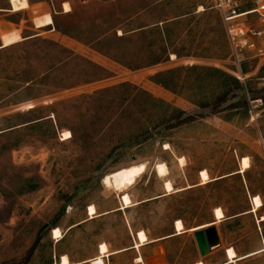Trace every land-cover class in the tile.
Instances as JSON below:
<instances>
[{
  "label": "rangeland",
  "instance_id": "rangeland-1",
  "mask_svg": "<svg viewBox=\"0 0 264 264\" xmlns=\"http://www.w3.org/2000/svg\"><path fill=\"white\" fill-rule=\"evenodd\" d=\"M1 44L0 264H194L189 230L213 221L239 255L258 249L264 53L235 73L212 0H0ZM133 165L146 166L134 184H105ZM177 220L184 235L162 241ZM135 237L139 251L118 253ZM252 259L239 264H264Z\"/></svg>",
  "mask_w": 264,
  "mask_h": 264
},
{
  "label": "built area",
  "instance_id": "built-area-1",
  "mask_svg": "<svg viewBox=\"0 0 264 264\" xmlns=\"http://www.w3.org/2000/svg\"><path fill=\"white\" fill-rule=\"evenodd\" d=\"M250 2L254 6L244 11L242 0H212V9L220 15L223 24L229 60L240 76L244 75L242 67L249 59L264 53L258 45L264 41V0ZM255 20L260 27L255 25Z\"/></svg>",
  "mask_w": 264,
  "mask_h": 264
},
{
  "label": "bare ground",
  "instance_id": "bare-ground-1",
  "mask_svg": "<svg viewBox=\"0 0 264 264\" xmlns=\"http://www.w3.org/2000/svg\"><path fill=\"white\" fill-rule=\"evenodd\" d=\"M64 6H65V12L66 13L71 11L70 7L67 4H65ZM70 137L71 136L69 133L64 134V138L66 140ZM248 167H249V161L247 158H244L243 167H242L241 172H243ZM145 171H146L145 165H133L127 169H122V170H119L116 172H112L110 175L104 177V182L109 187L113 186L115 189L122 190L123 188H127V187H129V185L134 184L137 181V178L139 176H141L142 174H144ZM199 177L201 178V185L207 184L211 181L210 177H208V172L206 170H202L199 173ZM188 188H190V187H188ZM165 190H166L167 194H169L173 191V186H172V183L170 181H166ZM121 197H122V209H128L134 205L131 197H129L128 195L124 194ZM252 202H253V210L251 212H256L257 209L263 205V202H262V199L260 196H256ZM214 213H215V217H216L217 222H221V220L225 217V213H223V210L221 209V207L216 208L214 210ZM95 214H96V207L95 206H89L88 207V215L93 218ZM205 226H207V225H205ZM205 226L192 228L189 231L197 232V230H200L201 228L203 229ZM183 230H184V225H183L182 221L177 220L175 222V232H176L175 235L183 234L184 233ZM52 235H54L55 239L62 237V235L60 233V229H54L52 232ZM137 237L139 240V245L137 244V246L144 245L148 242V236L143 231H139L137 234ZM106 250H107V246L105 244H102L100 246L99 251H101L102 253H106ZM200 252H201L200 254H203V253L205 254V253H207V249L203 246V247H201ZM258 252L237 258L236 251L233 248H227V255H228L227 263H234V262L240 261L241 259H244L246 257L256 255V254H258ZM137 262L138 263L143 262L142 256L137 258ZM62 264H68L67 256L62 257ZM196 264H202V262H198Z\"/></svg>",
  "mask_w": 264,
  "mask_h": 264
},
{
  "label": "crops",
  "instance_id": "crops-1",
  "mask_svg": "<svg viewBox=\"0 0 264 264\" xmlns=\"http://www.w3.org/2000/svg\"><path fill=\"white\" fill-rule=\"evenodd\" d=\"M63 6H64V4H63ZM179 18H181V17H179ZM179 18H167V19H165V20H161L160 22H159V24H166V23H170V22H173V21H176V20H179ZM135 19H137V16L135 17ZM1 46H2V44L0 45V49H2L1 48ZM220 179H222V178H220ZM220 179H218V181L220 180ZM263 207V206H262ZM261 207V208H262ZM260 208V209H261ZM120 208H118V210H119ZM121 209H122V207H121ZM120 211V210H119ZM252 211V202H251V207H250V210L249 211H247L246 213H245V215H251V214H255V216H257V213H258V211H259V209L257 210V213H253V212H251ZM240 216H242V215H239V216H236V217H232V218H229L228 220H227V218L224 220V221H222V222H225V221H232V220H235V219H238ZM262 218V217H261ZM261 219H258V217H257V219H256V222L257 223H259L258 225L260 226L261 224H264V221H260ZM216 221H213V222H210V223H208V224H205V225H207V226H205L204 228H206V227H209V226H211V225H215V227H216ZM218 225V224H217ZM258 226V230H260V233H261V241H260V244H259V246L257 247L258 249H256L255 251H253V252H250V253H246V254H240L239 255V253H238V251H237V249L236 248H234V247H229V246H225L224 245V243H223V236H222V232L219 230V228L218 227H216V229H217V231H218V234H219V239H220V243H221V247H220V250L221 251H214V252H212V253H209V254H207V255H204L203 257L201 256V254H200V251H199V249L197 248V245H196V242H195V245H196V248L198 249V252H199V256H200V258H199V260L198 261H196L195 263H197V262H202V264H239L241 261H243V260H253L252 258H254V257H256V256H262V257H264V232L260 229V227ZM200 230H202V228L200 229ZM186 232H188V231H186ZM185 232V233H186ZM176 234V233H175ZM175 234H173V235H169V236H167V237H165V238H161V239H165V240H162V241H166L167 239H169V238H172V237H175L176 235ZM136 235H137V232H136ZM184 235V234H183ZM178 236H182V235H178ZM193 236H194V233H193ZM158 240H160V239H156V240H150L151 242L149 243V244H151V243H155V242H162V241H158ZM137 238L135 237V241H134V243L133 244H131V247H128V248H126V249H123V250H121L120 252H118V253H121V252H125V251H130L131 249H134L133 247H134V245L137 243ZM194 241H195V239H194ZM148 244V245H149ZM100 246V245H99ZM107 246V245H106ZM137 246V245H136ZM147 246V245H146ZM137 247H139V246H137ZM143 247H145V246H143ZM107 248H108V246H107ZM140 248H142V247H140ZM227 248H233L235 251H236V254H237V258H240V257H243V256H247V255H250V254H253V253H255V252H258V255H254V256H252V257H249V258H245V259H243V260H240V261H237V262H234V263H227V261H228V255H227ZM134 250H137V249H134ZM137 251H139V250H137ZM98 252H99V247H98ZM108 252H110V251H108ZM115 252H117V251H115ZM99 254H100V252H99ZM99 254H98V256H99ZM116 254V253H115ZM212 254H217V255H215L216 256V258L215 257H209L208 259H205V258H207L208 256H211ZM141 255V254H140ZM63 256V255H62ZM62 256H61V258H62ZM65 256V255H64ZM67 256V255H66ZM113 256V255H112ZM112 256H110V257H112ZM142 256V255H141ZM97 256H95V258H96ZM110 257H106V258H103V260H104V263L105 264H108V262H109V258ZM138 257V256H137ZM137 257H135V259L137 258ZM143 257V256H142ZM60 258V259H61ZM67 258H69V257H67ZM95 258L94 259H90V260H88V261H85V262H83L84 264H91V261H93V260H95ZM215 258V261H213V259ZM135 259H134V262H135ZM143 259L145 260V258L143 257ZM69 261H70V259H69ZM71 263V262H70ZM83 263H77V264H83ZM136 263V262H135ZM194 263V264H195ZM59 264H61V260L59 261ZM138 264V263H137ZM142 264H144V263H142Z\"/></svg>",
  "mask_w": 264,
  "mask_h": 264
},
{
  "label": "water",
  "instance_id": "water-1",
  "mask_svg": "<svg viewBox=\"0 0 264 264\" xmlns=\"http://www.w3.org/2000/svg\"><path fill=\"white\" fill-rule=\"evenodd\" d=\"M194 239L199 251L203 246L207 249V253L201 254L202 257L217 251L221 247L219 234L215 225L203 228L202 230H197V232H194Z\"/></svg>",
  "mask_w": 264,
  "mask_h": 264
},
{
  "label": "trees",
  "instance_id": "trees-1",
  "mask_svg": "<svg viewBox=\"0 0 264 264\" xmlns=\"http://www.w3.org/2000/svg\"><path fill=\"white\" fill-rule=\"evenodd\" d=\"M183 223V222H182ZM184 225V224H183ZM184 229H185V227H184ZM176 236H178V235H176Z\"/></svg>",
  "mask_w": 264,
  "mask_h": 264
}]
</instances>
